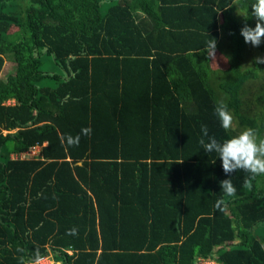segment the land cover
I'll return each mask as SVG.
<instances>
[{
    "label": "trees",
    "instance_id": "1",
    "mask_svg": "<svg viewBox=\"0 0 264 264\" xmlns=\"http://www.w3.org/2000/svg\"><path fill=\"white\" fill-rule=\"evenodd\" d=\"M255 2L0 0V264H264V174L199 143L264 139Z\"/></svg>",
    "mask_w": 264,
    "mask_h": 264
},
{
    "label": "clouds",
    "instance_id": "2",
    "mask_svg": "<svg viewBox=\"0 0 264 264\" xmlns=\"http://www.w3.org/2000/svg\"><path fill=\"white\" fill-rule=\"evenodd\" d=\"M254 16L256 18L255 27H250L245 24L241 29V35L244 37L245 43H250L254 47H258L264 42V0H256L251 5V12L247 16ZM247 16H245L247 18ZM216 41L215 39L209 41L206 50L212 55H215ZM256 64H264V57L257 56L254 58ZM215 114L221 122L223 129L228 130L233 124V115L228 110L227 103L222 99L217 102L215 107ZM91 128H82L81 133L83 135H90ZM203 136L199 143L203 146V149L208 152H215L222 161V168L225 174L229 175V178L220 181L221 190L225 195L232 197L236 194V187L230 179V174L243 170L250 173L252 176L264 174V139H259L255 129L247 128L240 132L238 135L226 139L223 142L218 141L214 136L208 135V128L206 126L201 127ZM204 137H208V142H205ZM80 141V134L75 137L72 135L67 136V144L69 146H78ZM64 141L62 140V143ZM38 147V145L33 146ZM31 147V148H33ZM30 148V149H31ZM29 149V150H30ZM28 150V151H29ZM26 151V152H28ZM24 152V153H26ZM22 153V157L24 158ZM222 201L217 202V206ZM76 229L70 230L71 234H76ZM17 252H24L23 248H17ZM70 254L71 250H67ZM24 257H20L21 264H23ZM31 264H62L61 261L54 259L53 253L49 252L48 255L40 256L39 251L35 253L34 260Z\"/></svg>",
    "mask_w": 264,
    "mask_h": 264
},
{
    "label": "rangeland",
    "instance_id": "3",
    "mask_svg": "<svg viewBox=\"0 0 264 264\" xmlns=\"http://www.w3.org/2000/svg\"><path fill=\"white\" fill-rule=\"evenodd\" d=\"M9 68H10V64H9V66L6 65L4 67L3 71L7 72ZM47 70H55V71H57V68L53 65V63L49 62L47 64ZM50 85L53 86L54 82L53 83L50 82ZM234 125L235 124L233 122L232 127H234ZM38 152H39V148L38 147H33L28 152L24 153L23 156L25 158H36L38 156V154H39ZM206 264H220V263H218V262H216L214 260L207 259L206 260Z\"/></svg>",
    "mask_w": 264,
    "mask_h": 264
},
{
    "label": "water",
    "instance_id": "4",
    "mask_svg": "<svg viewBox=\"0 0 264 264\" xmlns=\"http://www.w3.org/2000/svg\"><path fill=\"white\" fill-rule=\"evenodd\" d=\"M78 164H81V162H78Z\"/></svg>",
    "mask_w": 264,
    "mask_h": 264
},
{
    "label": "built area",
    "instance_id": "5",
    "mask_svg": "<svg viewBox=\"0 0 264 264\" xmlns=\"http://www.w3.org/2000/svg\"><path fill=\"white\" fill-rule=\"evenodd\" d=\"M22 157V156H21Z\"/></svg>",
    "mask_w": 264,
    "mask_h": 264
}]
</instances>
